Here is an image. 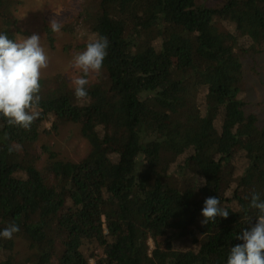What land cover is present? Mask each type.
<instances>
[{"label":"trees","instance_id":"16d2710c","mask_svg":"<svg viewBox=\"0 0 264 264\" xmlns=\"http://www.w3.org/2000/svg\"><path fill=\"white\" fill-rule=\"evenodd\" d=\"M18 1L0 0L15 42ZM61 30L82 48L107 37V56L84 101L54 74L29 130L0 117V231L20 229L0 264H227L252 193L264 200V127L239 67L264 57V0H82ZM67 124L89 145L77 160L40 142ZM212 196L229 214L202 225Z\"/></svg>","mask_w":264,"mask_h":264},{"label":"clouds","instance_id":"9594fccd","mask_svg":"<svg viewBox=\"0 0 264 264\" xmlns=\"http://www.w3.org/2000/svg\"><path fill=\"white\" fill-rule=\"evenodd\" d=\"M49 27L53 32H59L62 25L50 20ZM108 47L107 37L97 34L82 52L72 58L71 66L80 73L72 80L74 97L78 102L88 97L87 77L90 73L101 71ZM48 62L40 36L33 34L15 42L6 34L0 33V117L9 125L29 130L39 117L37 106L40 100L41 71L47 68ZM16 147L20 148L19 145ZM219 203L215 196L204 200L200 213L202 225L208 224L217 216L227 218L229 212L220 208ZM249 207L257 210L256 222L250 228L241 230L235 237L242 243L231 247L227 264H264V200L259 193H252ZM19 231L18 225L10 224L0 231V238L10 240Z\"/></svg>","mask_w":264,"mask_h":264},{"label":"rangeland","instance_id":"374dc122","mask_svg":"<svg viewBox=\"0 0 264 264\" xmlns=\"http://www.w3.org/2000/svg\"><path fill=\"white\" fill-rule=\"evenodd\" d=\"M219 1V0H213ZM82 0H19L11 6L13 23L19 30L26 31L30 37L33 34L40 36L41 46L48 55V66L41 71V77H49L54 74H63L67 79L72 80L80 75L70 62L72 58L82 52L85 48L79 46L69 33L62 30L53 32L49 27L50 20H55L62 26L71 23L80 12ZM4 17L0 18V30L5 26ZM224 29L221 24L217 25ZM46 27L52 32L54 38L53 47L47 41ZM26 34V33H25ZM22 35L19 41L23 40ZM240 69L243 73L242 93L249 102L248 112L256 114L259 128L264 127V57L259 62L246 59L240 62ZM96 73H90L89 81H94ZM41 143L51 145L52 149L61 152V156L70 160L80 159L87 152L89 145L79 134L77 124H67L61 127L59 134L42 136ZM16 249L22 253L26 251L25 244L18 241ZM89 264H93L90 262Z\"/></svg>","mask_w":264,"mask_h":264}]
</instances>
